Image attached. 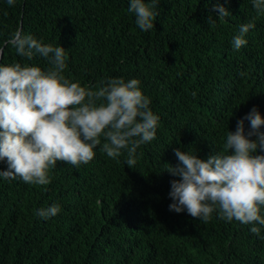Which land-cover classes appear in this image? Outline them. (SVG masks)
<instances>
[{
	"label": "trees",
	"instance_id": "trees-1",
	"mask_svg": "<svg viewBox=\"0 0 264 264\" xmlns=\"http://www.w3.org/2000/svg\"><path fill=\"white\" fill-rule=\"evenodd\" d=\"M129 3L0 0V64L50 67L8 44L21 30L65 48L63 75L86 88L138 79L159 116L156 137L137 148L133 168L126 150L113 160L97 147L78 168L57 161L47 185L0 176V264H264V228L258 237L252 225L217 212L205 223L170 211V182L179 177L164 171L178 163L176 148L202 159L222 152L228 130L253 107L264 118V13L252 0H158L154 29L141 31ZM215 4L230 15L218 19ZM249 22L247 44L234 49ZM244 126L247 132L250 121ZM53 204L61 206L56 216L36 215Z\"/></svg>",
	"mask_w": 264,
	"mask_h": 264
},
{
	"label": "clouds",
	"instance_id": "clouds-1",
	"mask_svg": "<svg viewBox=\"0 0 264 264\" xmlns=\"http://www.w3.org/2000/svg\"><path fill=\"white\" fill-rule=\"evenodd\" d=\"M15 3L7 0L9 6ZM157 4L158 0H130L128 11L134 14L141 31L154 29ZM252 7L258 14L264 13V0H252ZM213 9L218 10V19L230 15L220 4ZM254 27L252 22L240 25L232 39L234 49L247 44L245 36ZM8 44L18 56L30 61L38 54L50 67L43 70L19 62L0 64V160L7 161V169L0 171V176L47 185L51 181L49 171L57 161L78 168L94 158L97 147L113 160L126 150L125 164L135 166L137 148L155 139L159 124V116L150 109V99L143 94L138 79H110L93 90L63 75L66 63L62 46L42 43L21 30L12 33ZM245 119L250 121L247 132ZM262 125L264 118L253 107L237 121L235 131L228 130L222 152L202 159L196 153L174 149L178 163L167 164L164 169L179 177L170 182L173 202L169 210H186L205 223L217 212L228 222L235 219L252 225L250 231L260 237L264 228ZM60 210L59 204H53L38 209L36 215L47 220Z\"/></svg>",
	"mask_w": 264,
	"mask_h": 264
}]
</instances>
